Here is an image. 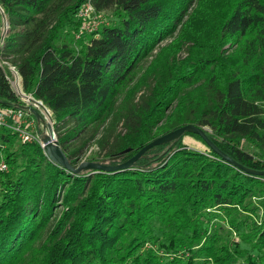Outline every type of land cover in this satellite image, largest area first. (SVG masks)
I'll list each match as a JSON object with an SVG mask.
<instances>
[{
	"label": "trees",
	"instance_id": "trees-1",
	"mask_svg": "<svg viewBox=\"0 0 264 264\" xmlns=\"http://www.w3.org/2000/svg\"><path fill=\"white\" fill-rule=\"evenodd\" d=\"M87 1L112 21L75 41ZM0 9V106H23L5 61L50 110L72 165H117L191 123L264 170V0H0ZM0 160V264H264V175L197 134L126 169L74 174L0 126Z\"/></svg>",
	"mask_w": 264,
	"mask_h": 264
},
{
	"label": "water",
	"instance_id": "water-1",
	"mask_svg": "<svg viewBox=\"0 0 264 264\" xmlns=\"http://www.w3.org/2000/svg\"><path fill=\"white\" fill-rule=\"evenodd\" d=\"M7 27V21L5 20V28ZM31 113L40 120V113L33 108H30ZM52 120V119H51ZM185 132H190L199 135L202 140L206 143V145L217 155L223 158L225 161L233 164L240 170L252 174V175H264V170H254L249 167H246L234 159L229 157L223 151H221L207 136L206 131L203 127L188 123L185 124L175 130L169 131L160 135L153 140L149 141L145 145H143L135 155H133L130 159L125 162L119 163L117 165H107L104 164L102 161H81L78 165H72L68 158L66 157L65 153L63 152L62 148L60 147L55 132L52 127V123H48L47 125V133L42 136V142L44 144L43 150L46 156L50 161L57 164L58 166L70 171L71 173L78 174L79 172L86 170V169H93L97 171H106V172H113L117 170L126 169L133 165V163L139 159L148 149L155 145L168 143L175 139H178L182 136Z\"/></svg>",
	"mask_w": 264,
	"mask_h": 264
},
{
	"label": "built area",
	"instance_id": "built-area-1",
	"mask_svg": "<svg viewBox=\"0 0 264 264\" xmlns=\"http://www.w3.org/2000/svg\"><path fill=\"white\" fill-rule=\"evenodd\" d=\"M82 10L88 13L90 11H93V7L91 6L90 2L87 1L83 4L81 12ZM1 64H6L8 66V69L10 71L8 79L10 83L13 84V86L16 88V93L18 94L21 102L23 103V106H1L0 126L9 127L11 131L15 132L22 141H35L40 145L41 148H43L44 144L42 142V135H39L38 132H35L34 128L39 123H44V120H38L31 113L30 108L36 109L38 112L40 111L41 113H47L49 117L51 116V112L41 100L32 97L30 94H27L22 90L20 84V77L15 67L8 65L5 61L1 62ZM0 169H6V165L3 160H0Z\"/></svg>",
	"mask_w": 264,
	"mask_h": 264
},
{
	"label": "rangeland",
	"instance_id": "rangeland-1",
	"mask_svg": "<svg viewBox=\"0 0 264 264\" xmlns=\"http://www.w3.org/2000/svg\"><path fill=\"white\" fill-rule=\"evenodd\" d=\"M81 8L79 10L80 14L78 13V15H77V18L79 19V24H78L79 28L73 34L75 41L80 40L81 37L84 36L86 33H90L92 31V29H96V28L100 27L101 24H104V23L106 24V23H109L112 21V14L110 11H103L101 13L90 11V12L86 13V11H84V10H82V12H81ZM5 20L6 19L2 13V10L0 9V34H2L5 30ZM75 46L80 47V45L78 43H76ZM228 47H229V45L226 46V49H228ZM11 85L14 88V90L16 91V88L13 86V84H11ZM39 113H40V116L42 117V120H44V123H39L38 125H36V127L34 128V131L38 132L39 135L43 136L45 133H47V125H48V123H52V120H51L52 118H51V116L49 117L47 113H44V112L41 113L40 111H39ZM184 142L188 146L198 148V149H204V146L202 145V143L193 137L185 136ZM244 148H246V147H244ZM248 151L256 153V150H254L253 147L248 148Z\"/></svg>",
	"mask_w": 264,
	"mask_h": 264
}]
</instances>
